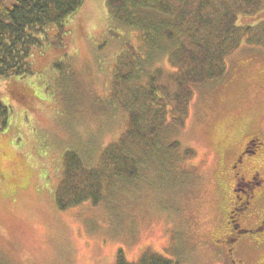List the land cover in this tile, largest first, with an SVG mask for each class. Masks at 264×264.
<instances>
[{
  "label": "rangeland",
  "instance_id": "obj_1",
  "mask_svg": "<svg viewBox=\"0 0 264 264\" xmlns=\"http://www.w3.org/2000/svg\"><path fill=\"white\" fill-rule=\"evenodd\" d=\"M109 13L107 0H83L61 31L50 28L32 48L30 75L0 80V101L10 107L0 129V264H116L119 254L125 262L159 255L226 264L207 236L227 230L230 197H218L216 181L228 172V152L264 124L261 46L241 43L222 79L194 88L184 123L168 115L154 149H141L135 178L111 180L96 205L55 204L66 151L98 166L126 131L130 108L141 107L125 89L112 97L117 55L139 42ZM258 18L264 23V12L237 23ZM153 63L172 96L166 57Z\"/></svg>",
  "mask_w": 264,
  "mask_h": 264
},
{
  "label": "trees",
  "instance_id": "obj_2",
  "mask_svg": "<svg viewBox=\"0 0 264 264\" xmlns=\"http://www.w3.org/2000/svg\"><path fill=\"white\" fill-rule=\"evenodd\" d=\"M82 4L83 0H0V80L19 81L30 75L32 48L41 45L50 28L61 31ZM107 7L110 18L134 32L139 42L137 48L126 43L117 55L112 97L119 99L117 90L125 89L128 103L141 107L135 112L130 108L126 131L101 151L98 166L85 165L74 151H66L54 194L59 210L84 202L96 205L111 180L135 178L141 149H154L168 115L173 124L184 123L194 88L222 79L228 57L241 43L264 49L261 18L244 26L237 23L239 17L262 14L264 0H107ZM156 55L165 56L170 67L172 96L162 84L160 68L153 65ZM9 116L10 107L0 101V129ZM116 264L178 263L159 255L125 262L119 254Z\"/></svg>",
  "mask_w": 264,
  "mask_h": 264
},
{
  "label": "flooded vegetation",
  "instance_id": "obj_3",
  "mask_svg": "<svg viewBox=\"0 0 264 264\" xmlns=\"http://www.w3.org/2000/svg\"><path fill=\"white\" fill-rule=\"evenodd\" d=\"M245 138L216 181L218 197H230L226 233L207 236L226 264H264V124Z\"/></svg>",
  "mask_w": 264,
  "mask_h": 264
}]
</instances>
